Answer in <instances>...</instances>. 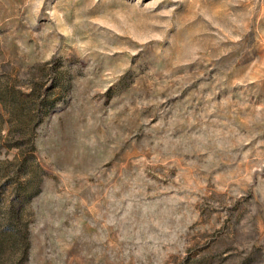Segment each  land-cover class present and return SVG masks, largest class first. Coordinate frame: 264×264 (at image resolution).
<instances>
[{"label": "rangeland", "instance_id": "rangeland-1", "mask_svg": "<svg viewBox=\"0 0 264 264\" xmlns=\"http://www.w3.org/2000/svg\"><path fill=\"white\" fill-rule=\"evenodd\" d=\"M0 264H264V0H0Z\"/></svg>", "mask_w": 264, "mask_h": 264}, {"label": "trees", "instance_id": "trees-1", "mask_svg": "<svg viewBox=\"0 0 264 264\" xmlns=\"http://www.w3.org/2000/svg\"><path fill=\"white\" fill-rule=\"evenodd\" d=\"M36 105V104H35Z\"/></svg>", "mask_w": 264, "mask_h": 264}]
</instances>
